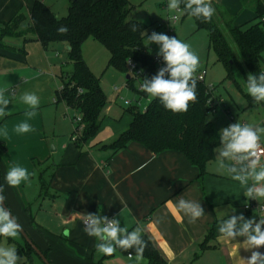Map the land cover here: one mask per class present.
Returning <instances> with one entry per match:
<instances>
[{
    "label": "crops",
    "instance_id": "obj_1",
    "mask_svg": "<svg viewBox=\"0 0 264 264\" xmlns=\"http://www.w3.org/2000/svg\"><path fill=\"white\" fill-rule=\"evenodd\" d=\"M71 1H65L64 14H56L48 7L57 17H64ZM259 1L264 6V0ZM33 3L34 0H0V30L17 16L27 21L26 29L21 31L17 27L20 37L0 35V89H8L12 101L8 105L9 114L0 118V182L5 207L17 218L33 245L50 264H132L128 255L118 249L112 256L96 251V240L84 231L78 213L99 212L119 218L121 226L129 231L138 224L143 226V235L164 264H195L202 251L216 248L211 243L238 258L250 256L249 251L239 248L243 238H221L218 224L228 214L258 220L264 217V212L258 216L254 209H244L251 200L244 196L239 182L219 168L216 152L201 180L197 168L179 152L153 154L138 143H130L114 153L109 145L131 123L128 108L122 113L129 115L128 121H120L122 116H108L111 121L104 130L77 146L71 128L61 118L59 103L55 102L59 77L67 72L65 58L62 61L55 56L59 50L65 52L66 47L58 44L52 50H44L35 40L28 30ZM243 3L240 0V9L254 12L252 4ZM81 54L86 63L82 46ZM24 92H34L40 99L31 117L26 115L31 109L20 100ZM253 109L264 113L262 104ZM102 121L103 118L101 124ZM24 122L33 130L18 133L17 125ZM13 165L29 173L28 180L18 187H9L5 179ZM41 173L49 182L44 193L40 190ZM181 198L200 202L204 216L191 223L190 217L182 212L174 213L167 202L175 203ZM252 201L264 206V200ZM65 228L71 230L69 237L63 235ZM12 239L18 244L17 253L25 258L23 264L38 258L33 251L26 253L23 238V243ZM139 264L147 262L142 258Z\"/></svg>",
    "mask_w": 264,
    "mask_h": 264
},
{
    "label": "trees",
    "instance_id": "obj_2",
    "mask_svg": "<svg viewBox=\"0 0 264 264\" xmlns=\"http://www.w3.org/2000/svg\"><path fill=\"white\" fill-rule=\"evenodd\" d=\"M214 7V6H213ZM128 0H72L64 17H58L40 0H34L30 11L28 30L44 50H52L55 45L66 47V65H71L70 72H63L59 77L60 89L55 94V102L62 103L71 111L81 116V131L75 140L77 146L95 136L101 125V114L105 106V96L96 78L84 62L81 46L87 38L100 43L109 53L107 67H112L125 75L126 86L134 92V82L128 74L127 63L130 61L143 74L151 78L156 74L155 54L144 45L148 26L128 19L131 12ZM215 16L210 22L192 17L197 30H205L208 36V50H211L216 62L226 70L230 80L249 106L255 105L245 90L247 75L258 74L264 70V6L259 0L254 5L256 23L246 28L235 26L232 19L227 18L216 7ZM183 11V4L181 5ZM184 16H190L184 11ZM218 18V21L215 19ZM22 17L17 16L3 25L0 30L2 37H20L17 27ZM137 30H132V25ZM233 41L240 56L230 46L221 26ZM66 26V34L58 33L57 29ZM0 46L1 43H0ZM240 69L241 82L235 80L233 70ZM197 101L190 102L188 111L174 114L166 110L158 99H149L145 108H128L131 116L129 127L120 133L109 145L114 153L127 147L130 143H138L153 154L174 151L183 154L189 163L199 171L201 180L205 175L206 165L215 158L214 149L219 146V135L215 125L207 119L211 109L207 105L209 93L204 83L197 82ZM141 95L148 98L144 92ZM264 105V102L260 103ZM3 149V147L1 146ZM40 190L45 192L49 182L40 174ZM1 185V182H0ZM210 235V234H209ZM147 247L143 259L147 264H164L151 241L144 236ZM1 241V237H0ZM204 244V243H203ZM119 251L129 255L130 251ZM26 253L32 249L25 244ZM44 254V253H43ZM134 254V253H133ZM45 255V254H44Z\"/></svg>",
    "mask_w": 264,
    "mask_h": 264
},
{
    "label": "clouds",
    "instance_id": "obj_3",
    "mask_svg": "<svg viewBox=\"0 0 264 264\" xmlns=\"http://www.w3.org/2000/svg\"><path fill=\"white\" fill-rule=\"evenodd\" d=\"M182 4L186 14L204 22H210L216 11L211 0H168L167 9L170 13L179 12ZM132 30H137L136 24L132 25ZM57 31L66 34L68 28L61 25ZM143 34L146 37V47L151 44L159 45L157 56L162 57L164 66L151 78L142 79L139 90L152 99H158L166 110L174 114L187 112L189 103L197 101V79L194 74L200 66V57L191 50L188 43L176 36L156 31H152L150 35L143 31ZM245 90L254 104L264 102V70L247 75ZM8 91L6 88L0 89V118L9 114L8 105L12 101L7 95ZM20 100L31 109L26 115H34L40 104L39 97L34 92H24L20 95ZM32 130L27 122L16 127L18 133ZM218 135L220 143L214 151L217 153L219 168L225 170L232 180L239 182L247 199L264 200V126L237 121L221 128ZM28 178L27 169L16 165L10 167L5 176L9 187H18ZM2 193L3 186L0 185V237L16 238L23 232V227L11 210L5 207ZM167 204L174 213L182 212L190 217L191 223L205 214L197 201L181 198L175 203L169 200ZM78 214L85 225L84 231L89 237L95 238L98 253L112 256L117 249L133 250L129 252L128 260L132 264H139L147 247L143 226L138 224L129 231L127 227L121 226L119 218L109 219L99 212ZM218 232L225 240L243 238L239 248L249 251L250 256H239L238 264H264V252L259 250L264 247V217L257 220L246 219L243 214H228L226 219L219 222ZM63 235L69 237L71 230L65 228ZM0 264H22V257L15 247L0 246Z\"/></svg>",
    "mask_w": 264,
    "mask_h": 264
},
{
    "label": "rangeland",
    "instance_id": "obj_4",
    "mask_svg": "<svg viewBox=\"0 0 264 264\" xmlns=\"http://www.w3.org/2000/svg\"><path fill=\"white\" fill-rule=\"evenodd\" d=\"M43 1L47 6H51L52 10L56 12V14L65 13L64 6L66 0ZM128 1L132 7L131 12L128 15V19L148 26V35H150L152 31H156L169 36H176L178 39L188 43L191 50L200 57V66L198 67L196 73H200L202 71L206 72L204 84L207 87L212 88L211 93L217 100H221L223 102V104L218 106L213 112H209L207 115V119L211 121L218 130L223 127H227V113L233 117L234 122L244 120L245 123L255 125V119L257 124L264 126V119L261 120V118H264V113H261V111L258 113L257 110L253 109L257 105L254 107L249 106L247 100L243 97L241 92H239L235 84L227 79L226 70L221 64L216 62L214 53L211 50H208L207 32L205 30H197L195 22L191 16H184L182 10L179 12L170 13L167 9L168 0ZM211 2L212 5L216 7L217 10L222 12L223 15L232 19L233 25H242L243 28H246L249 24H254L257 22L254 18V12L251 9L243 10L242 8H239L240 0H211ZM243 2V4L247 2L254 6L257 0H243ZM174 16L177 17V21L175 23L172 22ZM215 19L218 21L217 17H215ZM220 26L221 31L224 33L230 46L235 50L237 58L240 61V56L233 41L227 35L226 29L222 27V25ZM26 28L27 21L22 20L18 25V30L22 31ZM144 45L146 46V37L144 39ZM147 48L157 56L159 45L151 44ZM82 53L93 75L96 78H100V88L105 96V106L101 114L103 121L100 129L98 130L99 132L97 133H100L102 130H104L105 124L111 121L108 116L112 118H119L122 116L120 121H128L129 115L122 114L123 110L127 109L128 107H126L123 102L119 100L118 95L112 90L114 86L117 87L121 90L120 96L130 101L133 99H140L134 92L126 88L125 75L112 67H107L109 53L100 43L93 40L92 38H87L83 42ZM58 54L59 55L55 56V58L62 61L65 58L66 60L64 51L59 50ZM262 55V58H264V52ZM159 58H161L163 61L162 57ZM127 68L128 74L131 75L134 82L133 84L136 86L139 83V79H136L135 73L130 70L128 65ZM138 69H140V67ZM65 70L69 72L71 70V65H67V67L65 66ZM233 73L235 80L240 83L242 78L240 69L235 67ZM149 99H151L149 96L148 98L141 99V104L143 107L146 106ZM58 108L62 112L61 118L64 122V125L71 128L73 132L75 124L74 121L75 118L79 116V113L75 111H66L64 106L60 105V103ZM209 115H211V119H209ZM16 239L18 240V243H23L22 237L20 235H18ZM211 244L216 246V248H210L202 251L195 264H238V257L228 254L224 250L218 249L216 244ZM0 246H12L18 248V244L16 243L15 239L4 237H2V240L0 241ZM18 255L22 257V264L25 263L24 256L22 254ZM32 259V262L27 264H43L39 258L33 257Z\"/></svg>",
    "mask_w": 264,
    "mask_h": 264
},
{
    "label": "built area",
    "instance_id": "obj_5",
    "mask_svg": "<svg viewBox=\"0 0 264 264\" xmlns=\"http://www.w3.org/2000/svg\"><path fill=\"white\" fill-rule=\"evenodd\" d=\"M176 21H177V17L174 16L173 19H172V22L175 23ZM260 21L264 23V16L261 17ZM154 62H155V64H156V72L158 71V69H159L160 67H163V66H164V62L161 60V58L157 57L156 55L154 56ZM127 65H128V67L130 68V70H132V71L135 73L136 79H139V83H138L136 86H134V89H135L134 93H135L140 99H139V100H135V99H133L132 101L127 100V99H124V98H122V97H120L119 99H120V100L123 102V104H124L126 107H128V108H133V107H135V108H137V109L142 110V109L145 108V106H144V107L142 106V104H141V99H143V98H145V97H143V96L141 95L142 92L139 90V88H140V84L142 83V79H144L145 77L148 78V76L144 75V74H143V73H144L143 70L138 69V68L135 66V64H132L131 62H128ZM205 75H206V72H205V71H202V72H200V73H196V74H194L195 78L197 79V82H199V83H204ZM135 76H134V77H135ZM134 77H133V78H134ZM126 88H127L128 90H130L127 86H126ZM59 89H60V88H59ZM112 90H113V92L116 93L117 95H119V94L121 93V90L118 89V88L115 87V86L113 87ZM211 91H212V88L207 87V92L209 93V99H208V101H207V105H208V107L211 109L210 112H213L218 106H220L221 104H223V102H222L221 100H217V99L212 95ZM227 114H228V122H227V125H226V126H228L229 124H232V123H236V122H234L233 117H231V116L229 115V113H227ZM239 122H241V123H245L244 121H239ZM74 123H75V124H74V128H73V137H72V140H73V141H75V140L77 139V137H78V135H79V133H80V131H81V128H82V125H81V116H80V114H79L78 117L75 118ZM252 202H253V201L251 200V201H250V204L245 205V206H244V209H245L246 211H249V210H251V209H254V210L256 211V213L258 214V216H260V213L264 212V206H263V205H258V204H256V203H254V202L252 203ZM109 219H111V218H109ZM258 219H260V217H258ZM81 224H82V227L85 228V225H84L83 221H82ZM260 251H261V252H264V247L260 248Z\"/></svg>",
    "mask_w": 264,
    "mask_h": 264
},
{
    "label": "water",
    "instance_id": "obj_6",
    "mask_svg": "<svg viewBox=\"0 0 264 264\" xmlns=\"http://www.w3.org/2000/svg\"><path fill=\"white\" fill-rule=\"evenodd\" d=\"M129 77L127 76L126 79H128ZM21 237L23 238V240L26 242V244L32 249V251L35 253V255L42 261L43 264H50L46 258L41 254V252L33 245V243L31 242V240L27 237V235L25 234V232L23 231L22 233H20Z\"/></svg>",
    "mask_w": 264,
    "mask_h": 264
}]
</instances>
